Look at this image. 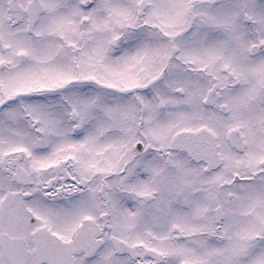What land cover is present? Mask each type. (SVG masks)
<instances>
[{"label":"snow or ice","instance_id":"1","mask_svg":"<svg viewBox=\"0 0 264 264\" xmlns=\"http://www.w3.org/2000/svg\"><path fill=\"white\" fill-rule=\"evenodd\" d=\"M0 264H264V0H0Z\"/></svg>","mask_w":264,"mask_h":264}]
</instances>
